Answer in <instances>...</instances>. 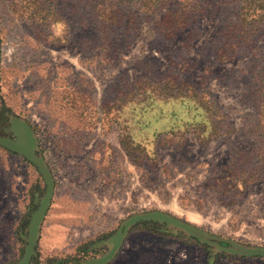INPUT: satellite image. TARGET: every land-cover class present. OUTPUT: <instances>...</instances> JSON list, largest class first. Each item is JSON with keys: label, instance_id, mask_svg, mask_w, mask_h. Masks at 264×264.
I'll use <instances>...</instances> for the list:
<instances>
[{"label": "rangeland", "instance_id": "rangeland-1", "mask_svg": "<svg viewBox=\"0 0 264 264\" xmlns=\"http://www.w3.org/2000/svg\"><path fill=\"white\" fill-rule=\"evenodd\" d=\"M99 1L0 0V116L29 124L38 160L0 137V264H264V27L225 59L229 0L172 39L174 0L122 3L119 24ZM147 212L239 254L134 226Z\"/></svg>", "mask_w": 264, "mask_h": 264}, {"label": "trees", "instance_id": "trees-1", "mask_svg": "<svg viewBox=\"0 0 264 264\" xmlns=\"http://www.w3.org/2000/svg\"><path fill=\"white\" fill-rule=\"evenodd\" d=\"M168 1L169 0H100L97 2L94 10L103 22L119 24L122 20V16H119L120 9H118V6L122 3H132L137 8L139 14L148 16L155 14V12ZM174 1L177 2L178 9L168 11L159 23L161 26L160 32L163 34V37L169 39H172L178 32L193 25L192 23L194 20L199 18L207 8L206 0ZM227 2L229 5L235 7V14L233 15L234 22L229 23L228 27H225V32L221 34V38L224 40L226 39V42L217 48L215 54L220 58L232 59L240 50L249 49L253 42H255L259 33H261V29L264 27V0H229ZM127 21H130V19H127L126 22ZM1 116L0 123L2 124L0 125V137L6 132H10L11 135L9 134L8 136L17 137V139L21 140L20 143L25 142L26 139L19 134L17 129L18 127H22L28 130L32 143L29 124H26L20 118L18 122L16 115H12L13 122H10V120L7 122L4 118V113ZM11 132H13V134ZM32 154L33 150L31 146V155ZM27 155L28 153L26 156ZM27 160H29L33 166L37 167V158L32 160V158L27 156ZM135 218L138 217L132 216L125 220L121 228L117 230L115 234L125 236L134 226L140 224L145 226L148 231L157 235L182 239L190 244L202 246L206 249L213 248L228 252L233 250L235 254H239V251L234 248L232 243L171 215L161 212H147L142 214V216L139 217L140 220H138V222L136 221L134 226L131 227L130 225ZM115 253L116 252L112 255L114 256ZM241 255L245 256V254ZM261 255L264 257L263 254ZM101 261L102 260L97 261L96 263L100 264Z\"/></svg>", "mask_w": 264, "mask_h": 264}, {"label": "flooded vegetation", "instance_id": "flooded-vegetation-1", "mask_svg": "<svg viewBox=\"0 0 264 264\" xmlns=\"http://www.w3.org/2000/svg\"><path fill=\"white\" fill-rule=\"evenodd\" d=\"M3 141H4V143H2L3 146L6 149H8L10 152H12L13 155L24 151L26 152L28 149H30V152L28 154H31V146H30L31 143H27V141L20 143L21 140L17 139V137L14 136H7L6 139Z\"/></svg>", "mask_w": 264, "mask_h": 264}]
</instances>
